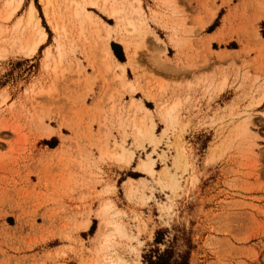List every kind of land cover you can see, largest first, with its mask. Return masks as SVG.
Instances as JSON below:
<instances>
[{
  "label": "rangeland",
  "instance_id": "obj_1",
  "mask_svg": "<svg viewBox=\"0 0 264 264\" xmlns=\"http://www.w3.org/2000/svg\"><path fill=\"white\" fill-rule=\"evenodd\" d=\"M30 1L48 39L26 57L18 46L29 32L16 24ZM4 2L0 264H102L107 222L125 229L105 253L116 264L166 251L167 264H264V0H142L147 24L131 34L86 7L113 27L116 61L137 51L124 79L103 60V31L86 22L80 34L62 3L50 25L39 0L4 22ZM64 25L68 53L54 71L44 51ZM175 100L173 127L162 109ZM145 117L154 138L136 135ZM114 143L131 164L105 155Z\"/></svg>",
  "mask_w": 264,
  "mask_h": 264
},
{
  "label": "bare ground",
  "instance_id": "obj_2",
  "mask_svg": "<svg viewBox=\"0 0 264 264\" xmlns=\"http://www.w3.org/2000/svg\"><path fill=\"white\" fill-rule=\"evenodd\" d=\"M24 1L25 0H5L2 8H3V11L4 10L6 11V13H4L6 15H3L4 17H2L1 20H3L4 22L10 21L23 7ZM57 1L59 3H62L65 8H68L70 10L71 16L73 17L74 21H76L78 24L77 29H79L80 34L83 32L84 24L86 22H89L88 24L92 25V28L94 27L95 32H98L99 29L103 31L104 33L103 35V41H104L103 51L104 52L103 53H105L103 60L104 61L112 60V62L115 64V67L120 73L118 75L119 78L124 79L126 75L127 66L130 65L132 62H134L135 57L137 55V51L135 50L131 51L130 48L127 47L128 45H125L128 50V60L126 62L116 61V57L110 46V40L112 39V36L114 33L113 27L106 22H100L97 18H95L92 15L91 12L86 10V7H90L93 9H99L104 14H106L110 19L116 20L118 22L117 24L121 27L120 29L124 34L125 33L131 34V33L139 32L140 28H142L141 26H145L147 24L148 17L142 8V0H39V4L42 6L43 15L50 25H52V22H51L52 14H50V8L52 4ZM21 26H22V20H19L16 24L17 31L18 30L22 31L23 29H26L27 32H29V34L26 33L28 34V37L21 38L19 40V46L17 45V42H16V45L19 47L21 53H23L26 57H31L38 52L40 47L48 39V34L41 23V17L39 16V13L35 6L34 1L29 2L28 8H27L26 21L24 25L22 27ZM55 26L57 25L55 24ZM55 26H53V30L56 32L57 35L54 39L55 41L54 48L46 47L44 51L45 59L47 62V64H44V65H47L46 68H49V67L53 68L54 71H56V66L60 64V62H62L65 56H67L68 52H67V40L66 39L68 37L67 34L69 32L68 31L69 29L65 25L59 29ZM122 43L120 44L123 45ZM262 98L264 99V94ZM137 108H138L137 110L145 111V113H147L148 115L150 114V111L147 110V108L143 107L142 105H140ZM179 108H180V102L179 100H175L173 103H171V105L162 109V115H163L162 117H164V120L169 122L173 127L177 125L179 121ZM113 109H114V105H113ZM144 119H145V122L149 121L150 124L147 126L146 123H143L144 120H142L143 122L141 126H137L133 124L134 127L133 126L132 127L136 130L135 131L136 135L138 137H142V139L146 136H151L154 138L152 134L154 127H155V125L152 123L153 119L151 118L146 119V117ZM48 137H50V132L48 133ZM114 144L116 145V148L113 151H106L105 155H109L111 157L114 156L119 161H126L127 164H131L133 160V153L127 150L122 144H119V143H114ZM179 152H178L179 153L178 162L179 163L183 162L186 164L187 163L186 156L181 151ZM148 165L149 164L146 161L142 163L143 169L148 174L151 175L154 173V170L150 167V165L149 166ZM107 210H108V206L105 205V207L103 208V212ZM107 226H111L114 229V231L113 233L104 235L103 241L99 244L100 249L98 250L97 255L100 257V259L99 258L98 259L103 262L102 264H116L115 261H113L112 258L108 257L105 253L111 248V244L113 240L112 238L114 236V233L125 234L124 232L125 229L120 224L114 223V222H107Z\"/></svg>",
  "mask_w": 264,
  "mask_h": 264
},
{
  "label": "trees",
  "instance_id": "obj_3",
  "mask_svg": "<svg viewBox=\"0 0 264 264\" xmlns=\"http://www.w3.org/2000/svg\"><path fill=\"white\" fill-rule=\"evenodd\" d=\"M114 51H115V53L117 54V51H116V49L114 48ZM171 252H169V251H166V252H164V253H162V254H160L157 258H156V260H152L151 262H150V264H167V257H169V254H170ZM180 264H189V258H188V256L187 257H185V259L183 260V262L182 263H180Z\"/></svg>",
  "mask_w": 264,
  "mask_h": 264
}]
</instances>
